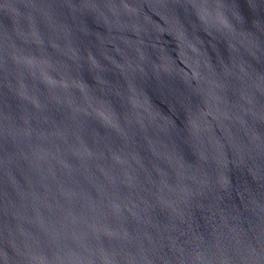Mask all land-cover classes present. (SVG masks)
Instances as JSON below:
<instances>
[{"label":"water","instance_id":"water-1","mask_svg":"<svg viewBox=\"0 0 264 264\" xmlns=\"http://www.w3.org/2000/svg\"><path fill=\"white\" fill-rule=\"evenodd\" d=\"M0 264H264V0H0Z\"/></svg>","mask_w":264,"mask_h":264}]
</instances>
